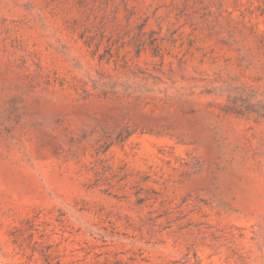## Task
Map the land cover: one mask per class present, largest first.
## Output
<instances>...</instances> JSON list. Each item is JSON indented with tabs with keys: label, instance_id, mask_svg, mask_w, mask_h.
Returning <instances> with one entry per match:
<instances>
[{
	"label": "rangeland",
	"instance_id": "374dc122",
	"mask_svg": "<svg viewBox=\"0 0 264 264\" xmlns=\"http://www.w3.org/2000/svg\"><path fill=\"white\" fill-rule=\"evenodd\" d=\"M0 264H264V0H0Z\"/></svg>",
	"mask_w": 264,
	"mask_h": 264
}]
</instances>
